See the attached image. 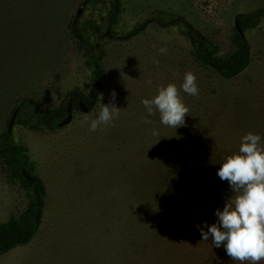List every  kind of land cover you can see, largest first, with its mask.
Returning <instances> with one entry per match:
<instances>
[{"label":"rangeland","instance_id":"374dc122","mask_svg":"<svg viewBox=\"0 0 264 264\" xmlns=\"http://www.w3.org/2000/svg\"><path fill=\"white\" fill-rule=\"evenodd\" d=\"M121 1L110 36L100 42L90 34L106 52L103 98L75 111L66 125L38 131L31 128L35 103L57 109L76 90L86 97L94 90L95 68L74 25L86 30L93 20L107 33V8L89 0H0V135L14 118L13 139L27 148L45 188L37 234L0 255V264H238L223 246L201 241L197 225L216 223L215 211L233 194L217 175L223 159L238 152L248 132L264 143V21L247 33L250 66L226 80L196 62L179 27L151 19L157 10L184 17L227 54L237 14L263 8L264 0ZM187 71L196 75L199 95L181 89L189 108L185 125L164 126L142 100L162 85L179 88ZM113 90L119 116L89 132ZM178 175L188 179L178 181ZM160 176L170 178L164 184ZM168 189L184 199L167 200L164 209L172 216L164 221L159 194ZM199 191L211 192V200L205 212L193 213L188 194ZM35 198V189L11 178L0 161V224L27 212ZM140 210L158 213L151 230L132 219Z\"/></svg>","mask_w":264,"mask_h":264},{"label":"trees","instance_id":"16d2710c","mask_svg":"<svg viewBox=\"0 0 264 264\" xmlns=\"http://www.w3.org/2000/svg\"><path fill=\"white\" fill-rule=\"evenodd\" d=\"M89 3L95 6L96 4H102L107 8L108 13L107 33H104L101 26L93 20L88 22L87 27L89 29L86 30L82 29L77 24L74 25V34L79 41L84 57L87 59V63L93 65L95 68L94 90L88 97H86L84 93L76 90L69 94L57 109H51L47 106L35 103L34 105L37 116L34 124L31 126L34 130H54L57 127L66 125L71 121L72 115L75 111H83L81 109L82 102L85 107L92 109L102 94L104 59L106 57V52L100 42L110 36L109 32L113 31L118 25L122 1L89 0ZM151 20L163 27H179L191 43L192 54L196 62L205 68L214 70L223 79L229 80L242 74L251 64V45L247 38V33L258 28L264 21V7L252 12H241L237 14L235 18L234 35L232 37L233 50L227 54H222L219 45L201 33L184 17L176 16L163 10H157L154 12ZM141 26L142 25L139 27L141 28ZM90 34L98 36L100 42H95ZM17 110L18 109L13 112V116ZM19 121L20 120H16L15 124ZM21 124L27 125V121ZM0 161L2 170L9 174L11 178L16 181H21L23 184L34 189L32 182L24 177L23 170L27 169L36 180L41 198L43 199L45 197L44 184L33 174L34 164L31 161L27 148L14 141L13 133L12 131H9V129L0 135ZM185 176L186 175H178L177 180L186 182L188 177L185 178ZM169 178L170 177L167 176L162 179L160 176L158 179H160L159 182L165 184L168 182ZM133 193H136V190H133ZM211 194V192L207 191H199L197 193L192 192L188 194L189 209L193 213L205 212L208 209ZM172 197H175L177 200L184 199L179 192L174 193V190L168 189L159 194L160 205H162V207L158 213L160 219L164 221L168 220L167 216H169V218L172 216L171 213L167 214L166 209H164L165 205L168 203L167 200H170ZM37 212V200L35 198L34 203L29 207L27 212L19 217L11 218L8 222L0 224V255L8 253L18 246L27 245L34 239L39 229V223L36 220ZM157 214L156 211L153 210H140L136 212L134 217L132 216L133 218H131L142 224L146 223L145 226L151 230L154 222L157 220ZM148 219L153 222H148Z\"/></svg>","mask_w":264,"mask_h":264},{"label":"clouds","instance_id":"9594fccd","mask_svg":"<svg viewBox=\"0 0 264 264\" xmlns=\"http://www.w3.org/2000/svg\"><path fill=\"white\" fill-rule=\"evenodd\" d=\"M158 51L163 55L168 50L161 47ZM154 63L159 65V60ZM196 81V75L187 71L179 88L174 83L160 86L152 99L142 100L148 115L158 112L160 123L167 127L177 129L184 126L189 108L180 92L182 89L188 95L198 96ZM147 83L151 85L152 81ZM110 95L109 104H101L97 117L91 120L89 132H96L101 125L107 126L119 116L121 109L115 104V91ZM84 122H88L87 114ZM145 123L151 121L145 120ZM217 175L228 182L233 194L226 199L223 210L215 211L216 223L209 226L205 222L203 227L197 225L201 241L210 240L214 248L223 246L226 254L238 264H260L264 261V143L261 136L252 132L244 135L238 152L223 159Z\"/></svg>","mask_w":264,"mask_h":264},{"label":"water","instance_id":"95a60500","mask_svg":"<svg viewBox=\"0 0 264 264\" xmlns=\"http://www.w3.org/2000/svg\"><path fill=\"white\" fill-rule=\"evenodd\" d=\"M81 14V10L79 11L78 15ZM81 108L85 111L86 108H85V105L84 103L82 102L81 103ZM14 118L11 119L10 121V125H9V131L12 130V122H13ZM23 174H24V177L31 181L33 186H34V189H35V192H36V197H37V202H38V212H37V215H36V220L38 222V219L40 217V214H41V206H42V198H41V195H40V191H39V188H38V185L36 184V180L32 177V175L28 172L27 169H24L23 170Z\"/></svg>","mask_w":264,"mask_h":264}]
</instances>
